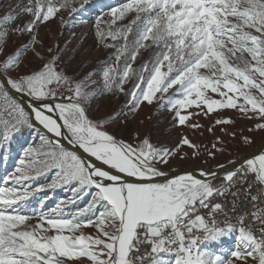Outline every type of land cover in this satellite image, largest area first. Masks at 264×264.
<instances>
[{"label":"snow or ice","instance_id":"1","mask_svg":"<svg viewBox=\"0 0 264 264\" xmlns=\"http://www.w3.org/2000/svg\"><path fill=\"white\" fill-rule=\"evenodd\" d=\"M87 3L27 0L24 24L0 17V159L25 131L39 140L0 177V264H264V152L217 165L220 171L170 176L164 167L183 146L194 156L203 147L215 159L225 141L218 137L208 149L184 136L168 148L139 131L125 139L112 130L126 127L142 105L157 104L178 126L202 127L192 116L212 113L214 126L232 125L221 115L231 109L255 121L247 131L264 133V0H125L95 21L99 41L114 53L84 72L41 28L68 23L62 13L75 19ZM143 53L148 59L134 67ZM105 95L125 100L104 114L93 105ZM240 142L254 140L241 134ZM244 184L252 208L238 211L234 226L228 212L237 211ZM58 188L70 198L51 208L47 196L34 200ZM229 194L231 208L217 201ZM233 231L234 249L208 246Z\"/></svg>","mask_w":264,"mask_h":264},{"label":"rangeland","instance_id":"2","mask_svg":"<svg viewBox=\"0 0 264 264\" xmlns=\"http://www.w3.org/2000/svg\"><path fill=\"white\" fill-rule=\"evenodd\" d=\"M26 2L27 0H0V17H3L5 14H11L13 17H17V24H24L29 20L28 15H21L23 5ZM124 2L125 0H88L84 9L74 14L75 19L70 17L68 11H64L62 15L64 21L68 23L61 24L59 20H54L46 27L41 28V36L44 37L47 43L55 41L62 48L67 46L66 59L72 58L73 65L75 66L83 65L84 72L97 69L101 67L102 61L109 60L115 49L105 47L104 43L99 41L95 32V21L98 17H103L104 20L109 19L107 13L110 9ZM123 23H127V20ZM107 43H112V41L108 40ZM146 59H148V53H143L138 57L134 67L141 65ZM126 87L131 88L132 84L130 83ZM169 94H171V91ZM124 100L125 97L123 95L119 97L105 95L98 99L93 107L99 104L101 111L104 114H108L119 109ZM190 111L197 112L199 110L193 108ZM221 115L231 117L235 121V124L214 126L217 114L212 113L208 116L202 114L192 116L190 123H197L202 125V127L191 128L188 126H178L172 112L159 110V105L153 104L148 106L145 104L141 106L139 112L130 120L126 127L121 128L119 125H113L112 130L118 136L125 139H129L132 132L139 131L142 136L148 135L154 144L168 148H175L184 136H187L194 144L206 145L208 149H211V145L218 137L225 141L227 150L223 154L218 153L215 159L208 157L203 147L201 148L202 154L194 156L192 148L183 146L179 156L174 158L167 167H164V171L169 174L228 163L231 160H236L241 156L256 151L257 148L264 144V133L247 131L255 121L245 119L240 113L231 109L223 110ZM209 128H212V131H209ZM225 128L229 133L236 132V138L232 139L229 135H226L222 131ZM241 134L252 137L254 142L251 145L241 144ZM38 143V138L28 131H25L18 139H14L8 148V159H0V177H3L12 170L18 156L22 154L23 147ZM185 153H187L186 156H184ZM2 155L3 153H0V156ZM44 196L48 197L46 208H51L57 203L69 199L71 193L67 189L58 188L45 193H39L34 197V200L39 201ZM88 200L89 197H85L77 207H83ZM84 231L94 234V229L91 228H86ZM208 246L214 251L226 253L237 246V233L233 231L230 235H225L220 240L209 243ZM166 258L172 259L170 256ZM235 264H242V262L235 261ZM248 264H255V261L249 259Z\"/></svg>","mask_w":264,"mask_h":264},{"label":"built area","instance_id":"3","mask_svg":"<svg viewBox=\"0 0 264 264\" xmlns=\"http://www.w3.org/2000/svg\"><path fill=\"white\" fill-rule=\"evenodd\" d=\"M253 179L252 176H249L248 177V181L251 182ZM216 183H219V180L216 181ZM248 187L247 184H244L242 187H240L239 189V196L237 198V211H229L228 212V219L231 221V223L234 225V226H237L236 225V220H237V212L238 211H248L249 209L252 208V204L250 202H248L246 196H245V192L244 190ZM258 187V186H257ZM232 193H235L237 192V188L234 187L232 188L231 190ZM252 193L255 194L256 193V188L254 187L252 189ZM217 201H223L226 205L227 208H231L232 206V201H233V196L231 194H229L227 197H217ZM240 202H243L242 204ZM260 207L261 208H264V204H260ZM204 213L207 215V210H203ZM219 219V222H220V225L221 227H224L225 226V218L223 215H220L218 217Z\"/></svg>","mask_w":264,"mask_h":264},{"label":"water","instance_id":"4","mask_svg":"<svg viewBox=\"0 0 264 264\" xmlns=\"http://www.w3.org/2000/svg\"><path fill=\"white\" fill-rule=\"evenodd\" d=\"M260 152H264V144L261 145L259 148H257V150H256L252 155H250V156H245V157H243L241 160H243V159H245V158L252 157V156H254V155H257V154H259ZM237 162H239V161H237ZM223 164L226 165V166H228V167H232V165H230L229 162H228V163H223ZM219 165H220V164H219ZM238 166H239V165L237 164V167H238ZM209 168H211L213 171H220V170L217 168V165H216V166L201 167V168H196V169H191V170H183V171H179V172L172 173V174H169V175H170V176H174V175H176V174H178V173L182 174V173H185V172H193V173H195V174H198L200 169H209Z\"/></svg>","mask_w":264,"mask_h":264},{"label":"bare ground","instance_id":"5","mask_svg":"<svg viewBox=\"0 0 264 264\" xmlns=\"http://www.w3.org/2000/svg\"><path fill=\"white\" fill-rule=\"evenodd\" d=\"M255 152V151H254ZM254 152H252V153H250V154H247V155H244V156H241V157H239L238 159H236V161H241V159L243 158V157H245V156H250V155H252ZM250 158V157H249Z\"/></svg>","mask_w":264,"mask_h":264}]
</instances>
